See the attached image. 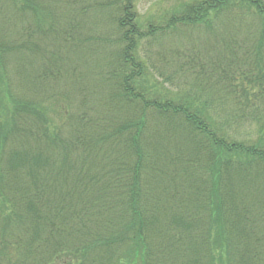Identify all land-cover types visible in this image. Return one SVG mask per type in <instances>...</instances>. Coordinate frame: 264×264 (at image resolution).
<instances>
[{"label": "trees", "instance_id": "1", "mask_svg": "<svg viewBox=\"0 0 264 264\" xmlns=\"http://www.w3.org/2000/svg\"><path fill=\"white\" fill-rule=\"evenodd\" d=\"M76 1L0 5V64L19 86L0 106V264H264V0H193L147 32L133 0H87L92 79L63 75L48 45L86 20ZM103 16L112 39L95 35ZM195 30L215 40L186 58L205 100L149 94L140 42Z\"/></svg>", "mask_w": 264, "mask_h": 264}, {"label": "rangeland", "instance_id": "2", "mask_svg": "<svg viewBox=\"0 0 264 264\" xmlns=\"http://www.w3.org/2000/svg\"><path fill=\"white\" fill-rule=\"evenodd\" d=\"M87 0H77L76 4L77 7H80L75 10L76 16L78 17V20H82L81 15H85L84 10L88 8L84 3ZM193 0H133L132 3L134 5L133 12L136 17V24L141 29L142 32H147L150 25L159 24L164 19L172 15L173 13L180 12L181 9H183V6L186 3H191ZM203 1V0H202ZM6 4V0H0V5ZM88 5V4H87ZM71 10V9H70ZM81 14V15H79ZM92 14L87 11V14L84 16L86 18L85 21L77 22L75 21L76 26L78 23L82 25V28L79 25V30L77 32L73 30H70L65 28L64 24H60V27H58L55 31V34L52 32L50 33V40L51 42L48 43L50 47L51 53L54 55V62L58 61L63 65L64 72L63 75L66 74H75L70 75L72 77H80V74L87 78L92 79L93 73L90 66H85L86 60H82L83 53L86 55H90V51L87 47H84L86 43H89L90 36L87 33V25L84 24V22L90 21V16ZM38 18L41 19L42 24L46 27L49 24V21L51 20V17H58L59 14L57 11L52 9V13H38ZM95 16V15H94ZM63 18V17H61ZM111 19L112 17H109ZM65 21V20H64ZM14 23L17 27H19V20L13 19L11 21ZM154 23V24H152ZM101 27L100 29H95L97 32L95 35H100L102 38H110L108 33L106 32V25L105 23V17L103 16V20H101ZM111 24V23H110ZM72 28H77L75 25L71 26ZM10 30L12 29V25H9ZM89 29V27H88ZM81 30V31H80ZM199 33L198 31L193 32H184L183 35L178 36H168V38H165L164 40H161L160 42H151L150 38H144L139 46H138V58L143 63L144 67V76L142 79V86L145 88V90L151 94L152 96L158 95H165L169 98L171 97H177L180 98L185 96H190L191 100H195L196 98L199 99V103L205 100V96H203L199 91H197L196 87L193 85V74L191 72H188L186 67L189 69H194V65L187 63L189 59L192 58H199L207 52L212 51L215 40L213 38H208L204 35V32L201 31ZM53 35V36H52ZM80 36V37H79ZM79 37V38H78ZM48 39H41V42H43V45L45 42L49 41ZM81 41V42H80ZM82 41L85 43L82 46ZM80 42V43H79ZM100 42V41H98ZM207 42V43H205ZM100 45V43H99ZM79 47V48H78ZM56 49V50H55ZM97 48H93L95 50ZM49 50V48H48ZM70 50V51H69ZM49 51V52H50ZM65 51L66 55H62L60 53H63ZM72 51V52H71ZM73 51L77 52L76 54L73 53ZM59 53V54H58ZM158 54H160V58L158 57ZM104 50L102 52V55L97 54V57H91L92 63H96V61H103ZM183 57L184 60H180V58ZM189 58V59H186ZM37 59V58H35ZM186 59V60H185ZM39 61V59H37ZM178 61L179 63H177ZM100 64V63H98ZM185 65V66H184ZM33 66L36 68L37 61H33ZM34 68V69H35ZM197 70V69H194ZM8 71V69L6 70ZM73 71V72H72ZM72 72V73H71ZM69 76V78H70ZM66 78V77H65ZM57 82L56 90L53 89V86L51 85V91L52 93H58L64 91L65 89L63 87L60 88V85L62 83V80L58 78L56 73H54V77L52 78ZM66 81L67 78L65 79ZM13 82L12 87L19 88L18 84L16 83V79L13 75H10L9 72L5 73V69L2 68V65L0 64V106L2 108H6L10 110L12 108L10 103V96L12 95L9 89L8 82ZM49 82V80L42 81V83ZM69 82V81H68ZM59 83V84H58ZM26 86V85H25ZM53 89V90H52ZM62 91H59L61 90ZM65 91H67L65 89ZM48 90H31V94L37 97H44L47 98V96H44ZM200 96V97H199ZM201 98V100H200ZM44 104V103H43ZM44 105H47L44 104ZM214 110H216L215 105L212 106ZM47 112H45L46 116L50 117L52 121V126H50L49 133L52 134L53 128L56 126H59V123L63 122L65 118V113L67 114V108L63 101L57 100L53 101L50 104L46 106ZM87 110H90L89 108ZM84 111V110H83ZM82 111V112H83ZM70 112V108H69ZM71 113V112H70ZM221 116V115H220ZM63 117V118H62ZM62 119V120H61ZM57 120H61V122H58ZM214 258L216 259L217 264H225V257L224 254L220 255L219 251H215Z\"/></svg>", "mask_w": 264, "mask_h": 264}]
</instances>
